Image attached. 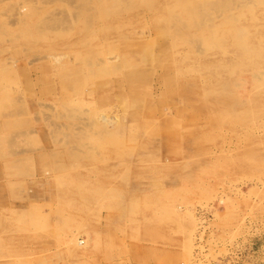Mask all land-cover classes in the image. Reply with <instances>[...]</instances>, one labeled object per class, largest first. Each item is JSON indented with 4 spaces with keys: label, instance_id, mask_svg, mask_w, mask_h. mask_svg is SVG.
<instances>
[{
    "label": "rangeland",
    "instance_id": "374dc122",
    "mask_svg": "<svg viewBox=\"0 0 264 264\" xmlns=\"http://www.w3.org/2000/svg\"><path fill=\"white\" fill-rule=\"evenodd\" d=\"M0 264H264V0H0Z\"/></svg>",
    "mask_w": 264,
    "mask_h": 264
},
{
    "label": "bare ground",
    "instance_id": "6f19581e",
    "mask_svg": "<svg viewBox=\"0 0 264 264\" xmlns=\"http://www.w3.org/2000/svg\"><path fill=\"white\" fill-rule=\"evenodd\" d=\"M215 68V67H214ZM216 69V68H215ZM217 71V70H216Z\"/></svg>",
    "mask_w": 264,
    "mask_h": 264
}]
</instances>
